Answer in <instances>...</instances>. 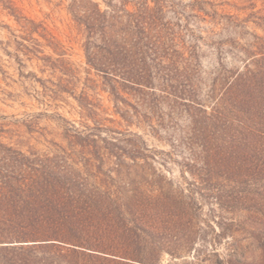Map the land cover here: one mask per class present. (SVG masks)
<instances>
[{
  "label": "rangeland",
  "instance_id": "374dc122",
  "mask_svg": "<svg viewBox=\"0 0 264 264\" xmlns=\"http://www.w3.org/2000/svg\"><path fill=\"white\" fill-rule=\"evenodd\" d=\"M81 1L90 0H0V141L27 155L73 164L90 185L110 190L108 210L116 221L109 229L118 234L110 249L139 250L148 259L58 240L11 239L0 242V264H264V181L237 185L226 179L203 147L205 138L191 129L188 98L142 102L134 91L121 90L127 102H116L87 62L85 34L75 17ZM91 1L102 10L108 2L134 10L137 2ZM176 1L196 4L186 8L187 21L167 2L163 18L181 23L183 43L195 46L192 80L210 111L213 86L214 97L221 95L219 72L243 68L258 51L264 0ZM156 93L165 95L159 88ZM217 134L210 146L222 143ZM87 135L97 140L100 154H83L79 145L73 151V141ZM133 144L149 154L147 161L130 157ZM105 146L126 150L120 164ZM160 186L169 198L150 196L148 190L156 195ZM241 192L256 201H232ZM45 242L57 244L32 249Z\"/></svg>",
  "mask_w": 264,
  "mask_h": 264
},
{
  "label": "trees",
  "instance_id": "16d2710c",
  "mask_svg": "<svg viewBox=\"0 0 264 264\" xmlns=\"http://www.w3.org/2000/svg\"><path fill=\"white\" fill-rule=\"evenodd\" d=\"M167 2L175 8L179 19L183 16L187 21L190 14L186 8L196 6L194 3L182 5L176 0H137L134 10L112 2H108V9L102 10L98 3L81 1L78 5L82 13L75 17L85 34L89 67L103 78V85L109 88L116 102H127L121 90L134 91L142 102H159L165 96H173L175 101L188 98L192 103L185 105L191 129L205 138L203 147L206 146L215 165L219 162L217 165L224 169L226 179L237 185L247 179L261 184L264 181V38L259 37L255 57L243 68H224L219 72L215 83L219 81L221 95L214 97L213 86L210 97L215 103L208 111L199 102L192 80L197 70L193 63L195 46L183 43L178 30L181 23L164 20ZM157 88L165 95L158 96ZM158 125L162 126L163 122L159 121ZM216 134L222 143L210 146ZM72 145L73 151L75 145L81 146L83 154L101 153L97 140L90 139L89 135L83 142L73 141ZM133 146L127 152L130 157L134 161L139 157L147 161L149 154ZM105 147L120 164L122 152L126 150ZM142 149L148 148L144 144ZM92 161L90 157L86 164ZM76 170L73 164L47 155H27L0 141V242L58 240L123 258L147 260L139 250L110 249L108 242L118 235L109 229L116 221L108 210L112 201L107 195L110 190L102 191L90 185ZM148 191L156 199L170 197L162 186L156 195L151 193L153 190ZM231 199L256 201V197L243 192L241 196L231 195ZM55 244L35 243L32 249ZM30 262L35 264L34 260Z\"/></svg>",
  "mask_w": 264,
  "mask_h": 264
}]
</instances>
